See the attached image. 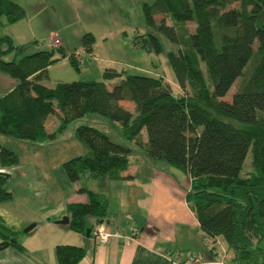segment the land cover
Returning a JSON list of instances; mask_svg holds the SVG:
<instances>
[{
    "label": "trees",
    "instance_id": "trees-1",
    "mask_svg": "<svg viewBox=\"0 0 264 264\" xmlns=\"http://www.w3.org/2000/svg\"><path fill=\"white\" fill-rule=\"evenodd\" d=\"M144 15L153 33L177 47L167 53V60L182 94L175 95L163 76L127 75L114 69H105L101 82L46 86L52 64L67 58L78 69L76 55L55 41L56 48L19 61L5 60L21 55L29 44L15 46L9 36L0 35V72L15 80L0 95V134L52 142L86 114L107 117L152 159L164 160L188 176L185 200L208 240L221 238L240 264H264V0H154L144 5ZM0 17L12 25L24 19L26 11L12 0H0ZM152 32L134 36V48L159 55L162 47ZM94 43L92 34L83 35L86 53L93 52ZM112 79L118 82L109 89L104 81ZM122 102L132 103V110ZM50 117L58 120L53 131L47 128ZM75 138L87 152L64 162L63 171L72 183L83 176L98 185L97 192L80 187L77 191L86 193L87 201L67 205L69 229L84 236L89 219L106 218L109 182L130 178L123 174L133 149L93 126L77 127ZM248 152L252 169L242 176ZM0 164L17 166L18 158L0 148ZM9 177L0 173V204L13 198L4 188ZM9 231L0 217V235L20 247L8 237ZM86 252L56 246V264H77ZM185 257L169 263H183Z\"/></svg>",
    "mask_w": 264,
    "mask_h": 264
},
{
    "label": "rangeland",
    "instance_id": "rangeland-1",
    "mask_svg": "<svg viewBox=\"0 0 264 264\" xmlns=\"http://www.w3.org/2000/svg\"><path fill=\"white\" fill-rule=\"evenodd\" d=\"M12 1L25 9L26 17L12 25L5 24L4 17H0V35L9 36L15 46L29 45L21 55L11 54L6 56L5 60L19 61L24 56L49 50L52 47L56 48L53 46L55 41L65 51L76 55L78 69L74 68L67 58L52 64L48 70V79L44 81L46 86H52L59 81L62 83L101 82L103 71L114 69L124 70L127 75L163 76L172 86L175 95L182 94L167 60V53L176 51L177 47L164 36L153 33L145 20L144 5L152 4L154 0ZM154 18L159 19L160 15H154ZM193 29L194 26H190V30L193 31ZM149 32L159 39L162 47L159 55L146 54L132 45L134 36ZM87 33L92 34L95 40L91 54L86 53L81 44L83 35ZM253 47H256V43ZM10 82L15 80L0 72V95L11 86ZM110 82L113 85L118 82V79L104 81L106 86L112 87ZM237 86L238 81L225 96L226 101L230 100ZM121 105L128 110L133 108V104L129 102H122ZM57 125L58 120L50 117L47 123L48 130L53 131ZM82 125L93 126L108 135L112 141L133 149V153L129 156L127 173L135 174V176L137 174L136 179L143 180L147 170L152 169L158 178L169 182L174 192H169V195H174V200L178 197L186 202V194L190 191L187 175L177 176L171 173V168L166 161L152 159L134 143L125 139L116 122L102 115L89 113L69 124L52 142H30L0 134V148L13 152L18 158L17 166L4 167V171H0L2 174L10 175L4 188L13 191V201L9 203L14 206L12 215L23 212L24 216L35 214L33 218L37 220L50 216L57 217L56 222H61L68 214L67 198L72 195H83L84 199L78 201L87 200V194L78 192V188L85 186L91 191H98L94 180L85 179L82 176L78 182L72 183L63 171L64 162L87 152L75 138L76 128ZM141 136L145 141L147 140L145 130L141 132ZM251 169V154L248 152L241 175L244 176ZM120 197L118 188L111 189L109 210H116L121 203ZM76 201L77 198L73 202ZM5 215L8 221H14L8 214ZM32 224L36 225L32 222L20 231L24 233V230ZM124 224L122 230L128 231L131 235L130 222L127 220ZM217 246V254H214L215 262L222 258L221 246L218 244ZM231 258L232 254H228L227 264L229 262L233 264Z\"/></svg>",
    "mask_w": 264,
    "mask_h": 264
},
{
    "label": "crops",
    "instance_id": "crops-1",
    "mask_svg": "<svg viewBox=\"0 0 264 264\" xmlns=\"http://www.w3.org/2000/svg\"><path fill=\"white\" fill-rule=\"evenodd\" d=\"M110 84L112 85V82ZM3 169L0 166V171H4ZM170 171L177 176L183 175L172 168ZM146 173L143 180H137V174L135 176L126 172L123 176L129 175L130 178L109 182L108 200L111 189L116 187L121 194V203L117 204L116 210L111 211L109 202L106 218L100 222L89 219L87 226L89 228L91 223H103L109 232L119 234V237H112L104 245H94L90 240L89 249L77 264H174L169 263L166 257L170 256L173 259L193 253L203 255L205 260L210 262L214 260V254H217V244L222 250L227 251L221 238L214 243L207 239L182 198L177 197L174 200V195H169L173 190L168 181L158 178L152 169H148ZM96 186L98 187L97 183ZM76 198L77 201L73 202ZM67 199V205L87 201H78L84 199L83 195H72ZM12 201L13 198L10 202L0 204V217L11 229L7 233L8 237L15 239L21 248L10 243L0 251V264H56L54 256L56 246L84 248V236L70 230L68 224L57 223V217L49 216L37 220L33 218L35 214L24 216L23 212H18L12 215L14 206L9 204ZM5 214L14 221H8ZM127 220L131 224V235L128 231L122 230ZM32 222L36 225L31 231L27 233L20 231ZM133 229L137 230L136 235L133 234ZM6 241L9 239L0 235V243ZM227 262L228 260L225 264ZM231 263L240 264L234 260V256Z\"/></svg>",
    "mask_w": 264,
    "mask_h": 264
},
{
    "label": "built area",
    "instance_id": "built-area-1",
    "mask_svg": "<svg viewBox=\"0 0 264 264\" xmlns=\"http://www.w3.org/2000/svg\"><path fill=\"white\" fill-rule=\"evenodd\" d=\"M57 42H54L56 44ZM133 234H137V230H133ZM112 237H119V234H112L109 232V230L106 228V226L103 225V223H95L91 230V242L94 245H104L106 244ZM227 251L222 250V258L220 261L215 262V260H212L210 262L206 261L204 256L201 254H188L185 259L183 260V263L180 264H225L228 257ZM168 262H171V258L168 256L166 257ZM179 264V263H177Z\"/></svg>",
    "mask_w": 264,
    "mask_h": 264
},
{
    "label": "water",
    "instance_id": "water-1",
    "mask_svg": "<svg viewBox=\"0 0 264 264\" xmlns=\"http://www.w3.org/2000/svg\"><path fill=\"white\" fill-rule=\"evenodd\" d=\"M68 222H69V219H68V217H66L61 222H57V223L68 224ZM34 227H35L34 224L30 225L29 227H27L24 230V233H27V232L31 231ZM91 230H92V227L91 228H87L86 231H85V234H84L83 242H84V249L85 250L89 249V247H90ZM10 243H11V241H6V242L0 243V251L5 249L6 247H8L10 245Z\"/></svg>",
    "mask_w": 264,
    "mask_h": 264
}]
</instances>
